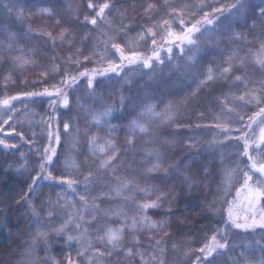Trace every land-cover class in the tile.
<instances>
[{
  "label": "snow or ice",
  "instance_id": "obj_1",
  "mask_svg": "<svg viewBox=\"0 0 264 264\" xmlns=\"http://www.w3.org/2000/svg\"><path fill=\"white\" fill-rule=\"evenodd\" d=\"M163 6L167 11L157 20L154 14L160 5L155 0L149 2L143 9V13L146 21L151 23L142 27L134 37H128L127 33L132 31V28L124 23L127 10H117L115 16L109 17L115 8V0H104L99 4L95 0H87L88 14L84 16L82 24H77L79 7L70 3L68 12L72 18L66 23L77 24V27L91 25L92 29L96 30L94 37L92 32H89L80 40L83 45L91 39L92 51L89 55H83L82 48H76L75 52L69 51V55L63 58L64 64L67 65L63 69L53 56L51 72L59 75L60 79L44 87L42 91L5 94L0 97V133H4L5 136L15 134L20 140L35 145L37 135L35 132L32 133V139H27L23 131H17V123H20L22 127L23 122L20 120L21 109L16 108L14 102L21 101L22 97H48L49 108L55 113L58 107L67 108L70 105L69 90L74 85H78L81 78L87 79L89 96L95 98L96 77L111 78L110 73L120 77L130 66L142 65L143 68L151 70L154 62L164 64L160 55L162 50L169 53L170 62L174 47L179 49L180 57L190 53L187 56L186 67L191 69L196 66L203 51L200 37L205 32L216 33V26L220 25L221 21H229L224 25L226 29L230 28L236 19L245 24L251 19L252 28L264 21V0H259L258 4L253 3V0H234L233 3L221 4L219 7L214 6L209 0H190L179 6L171 5L169 0H164ZM3 7L9 13L15 11L17 19L25 18L22 9L17 11L9 3L3 4ZM41 11L47 15L52 14L50 9ZM229 18L232 19L229 20ZM29 31H32L31 28ZM37 34L47 36L53 47L56 46L57 41L62 45L66 43L69 50L75 45L76 34L70 32L68 28L62 29L58 35L43 31ZM149 38L152 45L151 54L145 55L140 50L139 42ZM224 38V35H219L218 39L213 41L212 36L209 35L206 37V42L215 43L216 47H219ZM227 39L238 46L233 47L226 59L215 68L211 66V63L215 62L210 63L189 97L179 102H169L162 111H157L156 105L151 103L140 106V111L128 121L129 135L125 143L134 145L137 135H151L152 140H155L152 133L156 121L162 124L176 123L177 127H180L177 120L180 109L186 107L201 88L218 85L217 90L220 95L215 99L219 112L215 115L216 123L212 126L219 130L218 135H222L224 140L214 138L209 142V149L227 147L233 142L242 143V150L238 151L236 159L239 161L240 158L246 157L247 163L243 168L239 166V163L234 167L227 165L223 167L221 186L225 195L228 194L238 174H242L241 182L236 188V196L231 200L223 201L227 207L223 208L222 223L217 224L207 242L195 250L184 244L172 243L171 250L182 254L185 259L195 252V259L191 261V264H214L215 256L222 254L231 246L233 252L238 250L239 253L230 257L232 264H264V24L261 25L260 34L254 37L256 40L254 47H249L252 41L239 32L228 34ZM242 40L244 46L241 47L239 44ZM15 45L14 35L9 36L6 45L0 42V62L6 63L10 59L15 67L21 69L26 65H34L35 60L31 56L12 55L14 51L22 52V48ZM88 62L99 64L101 67L88 69L85 67ZM105 64L106 67L103 66ZM72 66H75V69ZM250 67L254 70L252 73L248 71ZM80 68L83 70L78 71ZM256 72L259 76L255 75ZM234 73L239 74L234 75ZM40 76L48 77L49 71L41 72ZM4 80L6 88L10 74L5 76ZM225 87L227 91H224ZM253 107L256 110L251 115H247ZM126 108L125 97L121 95L120 116L113 115L116 111L114 104L105 105L102 111H87L86 115L90 117L89 128L108 126L105 137L89 134V128L84 130L83 135L87 137L88 147L83 160H80L78 155L81 135L79 127L67 121L63 124L61 132L58 123L55 127L53 126L56 121L54 115L42 116L37 121L35 116L38 114L29 112L27 106L23 109L24 120H27L29 126L39 124L40 132L46 133L47 143L43 145L42 152L39 146L35 147L39 157V171L35 176H31L32 182L28 185L27 192L21 197V201L29 205V215L40 221V208L33 205L30 198L39 187V181L43 179L66 185L63 191L57 193L55 201H48L46 213L47 218L51 220L56 208L70 209L63 223L52 229L57 237L70 231L76 233L66 237L69 247L72 242L80 245L76 251V258L69 256L66 264H111L113 257L123 261V264H167L168 240L171 238V233L167 230L169 225L165 220L150 218L147 212L150 209L160 208L170 193L164 189H157L154 185L141 187L138 183L134 184L132 180L118 175L119 170L124 166V161L121 159V148L117 146L113 135L118 130V126L112 125L110 121L121 119ZM196 127L199 128L201 125L197 124ZM66 136H72L73 139L63 161H59L58 147L62 143V138ZM0 145H4L5 148L16 147V145H8L4 139H0ZM21 158H24L23 153ZM143 158L150 163V166L145 168V178L151 173L163 172L168 175L180 170L179 162L164 167L163 154L158 149H147ZM221 159L223 160V153H221ZM58 162L67 174H53L52 169ZM89 164L94 167H89ZM186 169L187 165L185 171ZM21 170H27L26 163L19 165L17 171ZM183 179L189 189L194 186L191 183V177L185 175ZM105 183L108 184L107 191H101L95 195L91 193V188ZM81 185L83 191L78 192L77 189ZM154 192L158 194L152 198ZM129 193H142L144 199L136 201L135 195H129ZM104 199H120L123 203L102 208L98 201ZM175 201L176 196L172 195V199L168 201L169 205ZM128 207L133 208V214L129 215L126 211ZM215 210L219 211V209ZM168 212L171 213V207ZM101 217L103 223L93 229L91 226L97 224ZM113 221H118V226H111ZM4 227L5 222L0 221V232L4 230ZM230 230H237V234L253 236L259 233V239L247 243L242 241L233 243L228 239ZM145 232L149 234L148 247H143L141 241V236ZM48 237L49 233L42 230L38 224L36 232L31 237V243L22 253L26 264H35L33 255L36 245L40 240L47 244ZM129 237L131 239H128ZM256 251H259V257L253 259ZM36 255L38 256V253ZM44 264H48L47 260Z\"/></svg>",
  "mask_w": 264,
  "mask_h": 264
},
{
  "label": "trees",
  "instance_id": "obj_2",
  "mask_svg": "<svg viewBox=\"0 0 264 264\" xmlns=\"http://www.w3.org/2000/svg\"><path fill=\"white\" fill-rule=\"evenodd\" d=\"M100 1L101 0H95L96 3ZM132 1H135L134 5L136 9L126 12V16L128 13L130 16L124 20V23L129 24L132 28V31L127 33L128 37H134L142 27H146L147 24L150 23L146 21L143 9L147 6V3L152 2V0ZM155 2L159 3V0H155ZM5 3H9L17 11L20 9L23 10L25 17L23 21L27 23L28 28L23 25L21 20L17 21L15 11L9 13L7 9L3 7ZM70 3L79 7V21H77V24H82L84 22V16L88 14L86 9L87 0H0V9L6 11L5 13H0V42L6 45L14 28L16 30L15 46L20 48V45L24 43L26 49H31L26 56H31L32 59L35 60L34 65L30 64L22 69L15 67L10 59L6 63L0 62V97H3L5 94L15 95L28 90H42L44 87L50 86L53 82L58 81L60 76L51 72L53 56L56 57L61 68H64L67 65L64 64L63 58L69 55V51L75 52L73 49L82 48L83 55L90 54L93 41L90 39L88 42L81 45L80 40L81 37L89 32H92L94 37L96 30H93L91 25L77 27V24L66 23V21L72 18L71 14L68 12V5ZM217 3L218 2H216V4ZM253 3L258 4L259 0H253ZM219 4L221 3H218V5ZM42 9H61V20L65 28H68L70 32H75L76 34L75 45L71 50H69L66 43L62 45L58 41L56 46L53 47L52 42L47 36L37 34L41 32L38 29L36 32L29 31L31 23L39 17V15H34L36 13H41ZM117 10L122 11L124 8L116 4L115 8H113L112 12L109 14V17L115 16ZM118 22L119 19L117 17V23ZM252 23L253 21L251 19L248 20L246 24L244 23L243 29L245 33L256 37L260 34L261 25L264 24V21L258 23L255 28L251 27ZM18 24L20 26H18ZM42 26L48 27V23L42 24ZM150 43V38L146 41L139 42L140 50L145 52L150 46ZM252 46H256L255 39L249 47ZM214 52L215 55L210 54ZM216 53H218L216 49L204 51V53L199 56L196 66L192 68V70H187V67L185 68L186 65L183 64L184 58H180L181 63L177 62V58L172 59L168 63H164L160 67H153L151 70L147 71L143 70L145 73H143L141 79L136 80L135 83H133L134 86L130 89L132 94L129 99L130 102L127 103L128 105L124 115L119 120H112L111 124L118 126V130L114 134L119 135V138L126 135V125L128 121L140 111V106L143 104H154L156 105L157 111H162L169 102L175 103L184 100L185 97H189L196 89L199 80L202 78V74L206 73L210 63L213 61L215 62L211 63L213 68L219 64L220 59H218L219 56ZM12 55L16 56L21 54L20 51H14ZM215 57H217V59H215ZM82 58L83 57H81V59ZM94 64L93 62H88L85 64V67L93 66ZM173 65H183L182 67L185 68V72L179 79L173 78V80H169L166 76L170 74L169 72ZM72 67L75 69V66ZM45 70L49 71V76L41 77L40 73ZM248 71L252 73L254 70L250 67ZM9 74L10 80L7 82V87L5 88L4 77ZM236 74L239 73H234V75ZM255 75L259 76V73L256 72ZM31 80L33 83H31ZM152 81L157 82V84H153L154 82L152 83ZM181 81H183V83H180ZM143 84L149 85L146 88H150L151 95L147 94L145 91L143 93H141V91H136L137 87ZM217 89L218 85L215 84L210 87L201 88L196 97L192 98L186 107L180 109L177 116L180 127H177L176 123L162 124L160 121H156L152 133L155 136V140H152L151 135L143 136L144 138L141 141H135V144L131 146L139 155L133 158L127 156L126 152H123L121 155L124 164H130L132 162V165L137 167L134 168V170H137L138 174V177H132L134 172L129 170L128 165L126 167L123 166V178L128 177V180H132L134 184L138 183L139 185H141V181L145 179V168L150 166V163L143 158L147 149H158L163 154L164 167L176 164L177 162L180 164L179 171H173L168 175H165L163 172L151 173L148 174L146 178L149 182L158 181L161 184H166L165 190L168 192H176L175 194L177 195L176 204L171 213L158 212L156 214L158 215V219L165 220L170 228L169 232L171 233V238L168 240L169 252L167 255V264H170V258L182 255L171 250L172 243H180L190 246L192 249H196L201 241L209 235L211 226L218 223L221 218L219 211L215 209L220 210V197L223 194V187L221 186L222 169L225 165L229 166L228 161L225 160V156L228 154V160L236 159L237 153L240 150L237 142L230 143L227 147L213 150L209 149L210 141L207 142L206 139L214 137L215 133L218 132L217 129L212 126L216 123L214 117L219 112V106L215 99L220 95ZM227 90V87H225L224 91ZM134 94H138L134 98L140 97L143 99L139 101L136 99L132 100ZM37 107L43 113L46 112V106L43 100L38 101ZM133 109H135V111H133ZM116 112V116H120V109L118 110V107L116 108ZM198 114H200V117L196 118ZM52 115L56 117L54 127L56 123H58L61 132L63 131V124L67 121H70L74 126L80 128L82 135H80L79 138L80 145L78 155L79 159L83 160L84 156L87 154V137L83 135V132L86 128H89V126L86 125L87 122H85L86 118H83L84 115L82 114V117L78 116L75 108H69L67 110L60 109L55 113L52 112ZM194 118H196L195 123L193 121ZM197 124H200L201 127L197 128ZM107 126L108 125H104V127L101 128V130H104V133H106ZM17 130L23 131L27 139H32L25 124L21 127V124L17 123ZM90 131H93V129L89 128V132ZM207 131L208 136H206ZM197 133L200 135L199 144L195 147H189V143H185V141L191 137V134ZM233 134L237 135V133ZM72 139V136L62 138V143L58 148L59 158L65 157ZM125 139L126 137L124 136L120 142H124ZM39 143L43 145L42 141L39 142L36 140L35 145L22 141V143L16 147L0 148V221H3L2 218L7 214L10 218L11 226L19 231V233H17L16 236L14 235L9 241L4 240L7 235L9 237L12 236L9 235L10 226L8 223L5 225L4 230L0 232V263H2V260L6 263L10 259L11 261L14 259L15 263L26 264V261L22 258V253L24 251L17 254L21 232L24 231V233L26 232L30 235H34L38 224L42 230L48 232L51 228L59 227L67 216V214L64 213L61 217L53 215V218L49 220L45 213L46 207L48 206V198L57 195L60 189H64L66 185L44 181L39 183L36 192L31 194L30 198L32 204L40 208V221L35 220L29 215V205L21 201V197L27 192L28 185L32 182L31 176H35L36 172L39 171V157L35 151L36 144L41 150L42 147ZM21 153L24 154L23 159L21 158ZM221 153H223V160L221 159ZM25 163L27 170L17 171L19 165ZM186 165L187 169L185 171ZM57 166L58 167L54 169L56 170L55 174H65L66 171L61 167L59 162ZM89 167H92V165L89 164ZM185 175L191 177V183L194 185L191 189L188 188L183 179ZM105 185L106 183L97 184L91 189L97 191L102 189ZM77 191L82 192L83 186H79ZM18 201H20V203H17ZM72 232L74 231L68 233ZM67 251L68 250L60 248V246H46L44 242L39 241L34 250L33 258L35 264H44L45 260H47L48 264H66L65 259L68 257ZM70 251L71 257L76 258V253ZM36 253H38V256ZM178 260L180 261L178 264H182L183 261L181 260H183V256ZM171 264H175V262H171Z\"/></svg>",
  "mask_w": 264,
  "mask_h": 264
},
{
  "label": "rangeland",
  "instance_id": "obj_3",
  "mask_svg": "<svg viewBox=\"0 0 264 264\" xmlns=\"http://www.w3.org/2000/svg\"><path fill=\"white\" fill-rule=\"evenodd\" d=\"M103 2H104V0H101L97 4L103 3ZM188 2H190V0H169V4L175 5V6H179L181 3H188ZM209 2L214 4V6H216V7H219L221 4L227 5L229 3H233L234 0H231V1L209 0ZM216 2L221 3V4L218 5V3L216 4ZM134 3H135V1H132V0H115V5L118 4V5L122 6L124 8V10L125 9L127 10L126 12L134 11L136 9V6L134 5ZM158 4L160 5V7H159L158 11L154 14V18L157 20L160 19L165 14V12L167 11V9L164 8V6H163L164 0H159ZM124 10H122V11H124ZM5 12L6 11L0 9V13H5ZM51 12H52L51 15H47L43 12L36 13L34 16L39 15V17L37 18V20H35L33 23H31V26L29 28H31V30L33 32H36L38 29L39 31L51 32V33H53V35H58L59 32L65 28V25L63 24V21L61 20L62 19V15H61L62 11H61V9L60 10L57 9V10H51ZM201 15H202V13H201ZM129 16L130 15L128 13L127 17H129ZM231 19L232 18H229V20H231ZM20 20L23 22V25L27 27V23L25 21H23V19H17V21H20ZM57 21H59V23H57ZM149 22L151 23V21H149ZM45 23H48V27L42 26V24H45ZM228 23H229V21H221V24L216 26V28H217L216 33H209V32L203 33V35L200 37L201 48L203 50L201 52V54H203L204 51H206L208 49L209 50L210 49L211 50L216 49L218 51V53H216L219 56L218 59H220V62L224 61L226 59L227 55L230 54L232 48L238 46V45L234 44L232 41L227 39V35L231 34L233 32L242 33L247 37L248 40H251L252 43L254 42V37L252 35H249L248 33L244 32V29H243L244 23L241 20L236 19L235 22L231 25V27L226 29L224 27V25H226ZM18 26H20V25L18 24ZM40 26H42V27H40ZM209 27H211V26H209ZM15 32H16V30L13 28L12 35L15 36ZM209 35L212 36L213 41L217 40L219 35H224L225 38L220 43L219 47H216L215 43L208 44L206 42V37H208ZM250 45H248V46H250ZM25 46L26 45L24 43L20 45V48H22V52H20V54L26 56V55H28V51L31 49H29V48L26 49ZM239 46H241V47L244 46L243 40L240 42ZM151 48H152V45L150 43V46L146 50L147 52L146 51L144 52L145 55L151 54V51H150ZM73 51H75V49H73ZM224 51H225V53H224ZM210 54L215 55V52L210 53ZM160 55H161V59L164 60V63L169 62V59H168L169 53L167 51L162 50ZM171 55H172V59L178 58L177 59L178 63H181L180 58H184L183 64L186 65L187 64V56L190 55V53H186L183 57H180L179 49H176L174 47L173 53ZM215 59H217V57H215ZM103 66L106 67L107 65L105 64ZM160 66H162V65L158 64L157 62H154V66H153L154 68H157ZM182 66L183 65H173L170 72H169L170 74L167 75L166 78L169 80H173V78L179 79L180 77H182L183 73L185 72V68H186V66H185V68H183ZM94 67H101V65L95 63L93 66H87L88 69H92ZM62 69H63V67H62ZM188 69L189 68H187V70ZM82 70H83V68L78 69V71H82ZM143 70L147 71L149 69L143 68L142 65L140 67L130 66L124 70V72L121 74L120 77H115V75L111 74V73L109 74V77H111V78L96 77V81L94 82L95 89H96L95 98H93L92 96H89V89L87 87V79L81 78V81L78 83V85H74L69 90L70 105L67 108L58 107L57 110H60V109L67 110L69 108H75V111L77 110L78 116L82 117V114L84 115L83 118H86V121H85V122H87L86 125L89 126L90 117H88L86 115L87 111H89V110L102 111L103 107L107 104H114L115 108L118 107V110H119L120 109V97H121V95H123L125 97L126 104L128 102H130L129 99H130V96L132 94L130 92V89L134 86L133 83H135L136 80L141 79V76L143 75V73H145V72H143ZM189 70H192V68ZM101 81H103V82H101ZM153 82L154 81H152V83ZM31 83H33L32 80H31ZM180 83H183V81H181ZM153 84H157V82H154ZM148 86L149 85H144V84L139 85V87H137L136 91H141V93H143L145 91L147 94L151 95L150 94V92H151L150 88H146ZM34 90L37 91V89H34ZM34 90H28V91H24V92H29V91H34ZM38 91H42V90H38ZM141 93H139V94H141ZM136 95H138V94H134V96L132 97V100L136 99L139 101V100L143 99L140 97L134 98ZM143 97H145V96H143ZM39 100H43L45 102V106H46V110H45L46 112L45 113H43L37 107ZM14 106L15 107L18 106L16 108L21 109L20 120L23 122V124H25L27 126V129H28L30 136L32 137V133L35 132L37 134L35 141L36 140H38L39 142L42 141L43 145L46 144L47 143L46 133L40 132V125L39 124H33L32 126H29L27 120H24L23 109L25 108V106H27V109L29 110V112L38 114L35 116V120L38 121L42 116L47 117L49 115H52V110L49 108V98L48 97H33V98H23L22 97L21 101L14 102ZM255 110L256 109L253 107L250 111L247 112V115H251L252 112ZM48 113H49V115H48ZM116 113L117 112L115 111L113 113V115L116 116ZM199 117H200V114H198L196 116V118H199ZM196 118H194V120H193L194 123H195ZM112 120L110 121V123H112ZM126 128H127V125H126ZM6 129H7V126H6ZM91 129H93V131H90L89 134H98L100 137L106 136V133H104V130H101V128L91 127ZM217 131L219 132L218 129H217ZM218 132L215 133L214 137H210V138L206 139L207 142L212 141L214 138L217 140H224V137L222 135H218ZM207 133H208V131L206 132V134ZM113 135L116 139L117 146L121 148V155L123 152H126L127 156H130L132 158L139 155V153L136 150H134V148L132 149V147H131L132 145H128L125 143V140L122 143L120 142V140H122V138H124V136L127 137L129 135L128 131H126V135L122 136V138H119V135H116V134H113ZM190 136L191 137H189L187 139V141H185V143L188 142L189 144H195L197 146L200 142V135L197 133V134H191ZM206 136H208V134ZM143 138H144L143 136L137 135L135 137V141H141ZM0 139H4L5 142L10 146L11 145L17 146V145L22 143V140H20L19 136H16L15 134H13L11 136H5L4 133H0ZM86 143H87V140H86ZM101 143H103V141H101ZM39 144L41 145V143H39ZM43 145H41V147H42L41 152L43 151ZM238 145H239V150H242V143H238ZM36 146H37V144H36ZM86 147H88L87 144H86ZM0 148H5V147H4V145H0ZM58 151H59V149H58ZM194 155H195V153H194ZM63 159H64V157L59 158V160H61V161H63ZM225 160L228 161L229 167H234V166H236L237 163H239V166L241 168H243L244 165L247 163L246 157L240 158L239 161H237V159L228 160V154H226ZM132 164H133L132 162L130 164H124V167H126L128 165L129 170H132L134 172L132 177H138L137 170H134V168H137V167H135V165H132ZM55 167H58L57 164ZM55 167L52 169L53 174H55V172H56V170H54ZM92 167H94V166L92 165ZM124 167L122 169H120L118 172V175H120L122 177L124 175L123 174L124 173ZM65 174H67V173L65 172ZM241 177H242V174H238L237 178L233 182V185L230 188L228 194L225 195L223 192V194L221 195V197H220V210H219L220 217L223 214V208L227 207V205L224 204L223 201L224 200H231L236 196V188H238L240 186ZM124 178L128 179V177H124ZM44 181L45 180L41 179L39 181V183L44 182ZM153 185L157 189H164L165 190V188H166L165 187L166 184H161L158 181L149 182L148 180H146V178L141 181L140 186L141 187H148V186H153ZM107 190H108V184L106 183V185L102 189H99L97 191H94L91 189V193L93 195H95L101 191H107ZM61 191H63V189H60V192ZM169 193H170V195L168 196V199L163 201L162 206L160 208L148 210L147 215L150 218H152L154 220H160V219H158V215H156L158 212L167 213L169 207H171V211L174 209L173 207L175 206L176 201L174 203H172L171 205H169L168 201L172 199V195H175L176 199H177V195L175 194L176 192H169ZM133 194L135 195L136 201H142L144 199V196L142 193H129V195H133ZM156 194H158V193L154 192L152 195V198H155ZM56 199H57V195L51 196L48 198L47 203L50 200L55 201ZM61 203H63V201H61ZM77 203H78V200H77ZM98 203L101 204L102 208H107L109 206L121 204V203H123V201H121L120 199H115V200L104 199V200L98 201ZM222 205H223V207H222ZM47 210H48V206L46 207L45 213H47ZM68 211H70V209L56 208L53 212V215L56 217H61V215L63 213L67 214ZM126 211L129 213V215L133 214V208L132 207L126 208ZM8 218L9 217L7 214H5L4 218H2V220L5 222V225L7 223L9 224V226H10L9 235L10 236L12 235L11 237H9L7 235V237L4 239L7 241L11 240L14 237V235L16 236L17 233H19V231H17L13 226H11L10 218L9 219ZM100 223H103L102 217L98 220L97 224H93L91 227L94 229V228L98 227ZM218 223H222L221 218H220V221ZM218 223H215L211 226V231H210L209 235L204 240L201 241V243L198 245L197 248L201 247L204 243L207 242V240L212 235V231L215 230V227L217 226ZM118 224H119L118 221H113L111 226L116 227V226H118ZM52 229L53 228H51V230L48 231V233H49L48 243L47 244L44 243V244L46 246L57 245V246H60V248H63L64 250H68L67 251L68 257L71 256L69 253L70 250L74 251V253H76V251L80 247V245L77 244L76 242H72L71 247H69L68 243H66L67 235H69V234L76 235V233L75 232L65 233L63 236L57 237L56 234L52 231ZM169 229L170 228H168L167 230L169 231ZM20 236H21V238H20L19 245L17 247V249H18L17 254L21 253L22 251L25 250V248L29 245V243H31V237H32V235H30L26 232L24 233V231L21 232ZM148 238H149V234L147 232H145L141 236V241H142L143 247H148ZM128 239H131V237H129ZM228 239L230 241H232L233 243H237V242H241V241L247 243L249 241H254L255 239H259V233H257L255 236H253L251 234H248V235H244L243 233L237 234V230H230V234H229ZM40 241L44 242L43 240H40ZM238 254H239L238 250L236 252H233L232 247L230 246L228 250H225L224 252H222V254L215 256L214 264H232L230 257H232L233 255H238ZM195 255H196V253L194 252L193 255L188 257L187 259L183 258V260H181V261H183L182 264H191V261L195 259ZM181 256L182 255L177 256L175 258L174 257L170 258V261H169L170 264H171V262H175V264L180 263V261L178 259H180ZM258 257H259V251H256L253 254L252 258L258 259ZM67 258L65 259V262L67 261ZM0 264H21V263H15L14 259H13V261H11V259H10L6 263L4 260H2V263H0ZM111 264H123V261H120L117 258L113 257Z\"/></svg>",
  "mask_w": 264,
  "mask_h": 264
}]
</instances>
